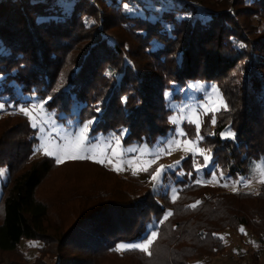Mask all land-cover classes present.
I'll return each mask as SVG.
<instances>
[{"label": "trees", "instance_id": "trees-1", "mask_svg": "<svg viewBox=\"0 0 264 264\" xmlns=\"http://www.w3.org/2000/svg\"><path fill=\"white\" fill-rule=\"evenodd\" d=\"M198 1L206 10L174 0H0V102L35 98L60 121H94L91 134L125 131L124 145L151 146L168 132L165 94L180 101L190 82L214 84L227 110L202 117L200 146L225 175L243 178L264 159V0ZM86 19L93 23L86 25ZM191 127L183 125L194 139ZM228 129L234 136L221 139ZM36 144L26 116L0 117V168L7 167L0 192V264H27L23 240L39 245L31 264H44L45 258L93 264V255L191 264L222 255L226 246L219 235L225 231L241 239L247 232L255 246L251 264H260L264 187L255 195H217L192 183L194 165L184 163L172 201L136 176L120 177L87 159H33ZM70 165L91 166L113 179L116 195L94 197L92 188L75 198L82 204L59 208L64 213L58 214L38 191L55 169ZM199 191L207 199L188 209ZM101 195L107 201L89 206ZM166 212L172 215L161 222ZM151 226L157 239L167 230L164 255L155 246L150 256L116 250L142 242Z\"/></svg>", "mask_w": 264, "mask_h": 264}, {"label": "rangeland", "instance_id": "rangeland-1", "mask_svg": "<svg viewBox=\"0 0 264 264\" xmlns=\"http://www.w3.org/2000/svg\"><path fill=\"white\" fill-rule=\"evenodd\" d=\"M88 1L92 4L94 3V0H88ZM174 1L177 3L178 2L182 3L183 1L185 2V4L187 3L191 4V6L193 7L194 6L196 7V4L198 6L201 5L198 0H181V1L174 0ZM149 3L151 4V2ZM139 14L142 15V12L139 11ZM180 94H181L180 101H173L171 100V96L169 94H165L166 99L168 101L167 108L171 111V114H169L167 116V119H165L167 122L166 121L164 122V124H166L168 128V132L166 137L158 138L156 142L151 146L147 145L146 143H134V144L124 145L123 138L125 136V131H121L118 133L110 132L107 134H103V133L91 134V131L89 133L91 142L100 141L101 143H103L115 136L121 138V145L124 149H129V148L143 149L153 154L159 152L160 154L158 158H156L155 162L151 164L149 171L147 172L138 171L136 175H133L132 170H124L117 172V171H113L110 165L105 166L99 163L98 165H101L103 168L109 171L115 172L120 177L136 176L137 179L143 182L144 186L150 187L155 195L159 196L167 193L170 200L172 201H175L178 198V193H177L178 186L175 185V182L181 177L182 172H180V170H182L181 168H183L182 166L184 165V163L188 164V166L194 165V180L191 182L196 183V181H200V183L197 184L206 186L205 188L209 189L208 190L209 192L213 191L217 195L257 194L258 191L264 187V183L260 182L261 179H264V159L261 162L255 163L252 166H250L249 173L243 175L244 176L243 180L246 182L247 187H245L242 190V192L244 193H239L236 192L238 188L237 186L238 183H236V181L239 179L238 176H234L233 178H231L230 176L225 175L226 173L221 171V166H217L216 162H214V158H212L211 155H210L211 163L208 165V167H202L201 171L196 170L197 167H200L204 164L203 156H201L199 153L194 154L192 151H187L186 149L189 146L183 143L184 137L178 138L180 140V143L176 145H172L171 151L169 153L168 142L176 137V133L178 130H181L183 131V133H185L184 131L185 129L183 128V125L185 123L193 125V127H191L189 130L191 134L194 133V131L196 130V125L194 123H189L187 119H181L182 116L183 117L191 116L193 119L197 120V122L201 126L202 117H204L205 114L215 115L220 112H225L227 110L226 102L222 97L221 93L219 92L217 86L214 84H208L201 81L190 82L184 89L180 91ZM26 100L29 101L19 104H14L11 101L0 102L4 104L3 110H0V117L7 116L14 112L23 114L22 112L19 111L20 108H28L30 111L36 112L39 111V108L33 109L32 106L33 105L39 106L43 104L37 101L35 98H30V99L28 98ZM181 108L183 109V113H181L180 111ZM43 112H44V121L41 123V126L45 128L46 132L48 130H51L53 134H57L56 130H58L59 133H71V132H75L77 129L81 128L84 125V124L82 125L78 124L77 120L74 118H66L63 121H60L57 118V114L47 112L44 106H43ZM75 113L76 110L74 109L72 111V114ZM194 113L195 115H193ZM26 117L31 126V121L29 117L28 116ZM59 117H61V115H59ZM173 118L176 119V123L172 122ZM33 129L36 130V138H37V144L34 147L35 149L37 145L41 143V139L38 135V129L36 128ZM229 131L230 130L228 129L227 131H224L222 133L227 134ZM217 134L218 133L214 132V136H217ZM220 137L221 139H227L231 136L225 135L222 137L220 135ZM187 138L189 140L196 139V138L192 139L190 137ZM44 143L46 147L51 148V145H49L47 142V138L44 139ZM198 147L206 150L204 145L200 146V141L198 142ZM34 149L32 154L33 159L44 155L43 149H41L38 152H34ZM103 151H104L103 147H100L99 149H97L96 154L99 156L100 154L103 153ZM205 154L208 155L209 153L205 151ZM108 155L111 156L110 149ZM47 157L52 158L54 161H56L54 155ZM133 157H137L136 160H133V167H135L137 163H139L141 166H144L147 163H149V159H150L148 156L139 155L137 152H128V151L125 152L126 161L127 159ZM70 160L72 159H67V158L64 159V161H70ZM87 160L93 161L91 159H87ZM161 166H164V172L159 177L158 181L156 182V186L154 187L153 182L151 181V176ZM0 169L4 170L3 174L0 175V192H1V186L5 182L7 176V167L3 166ZM175 170L177 172H174ZM214 171L216 173L215 179L212 178V173ZM172 172L175 173V177H172L171 174ZM221 173L223 174L224 179H220ZM115 185L116 183L113 182V179L103 176L100 172H98L96 169H94L91 166L70 165L67 168L55 169L41 185L38 191V195L41 199L48 201L52 209L55 210L57 209L58 214L63 215L62 214L63 211H60L59 208L74 209L76 205L82 204L84 202L83 200H79V202H74V200L75 198L81 197L84 194H86L85 195L86 197L87 193H90L88 192L89 189L93 188L92 191L96 192L94 193L95 194L94 197L100 196V194L104 192L111 193L112 195H116L115 194L116 192L114 191ZM234 188L235 190H233ZM117 194H119V192H117ZM108 195L113 198H117V196H112L110 194ZM101 196L104 197L103 195ZM193 198H197V199H195L194 203H189L186 205L188 209L192 208L189 206L196 204L197 201L202 203L205 199H207V197L203 193H201V191L194 194ZM110 199L111 198H109V200ZM105 201H107L106 196L99 201H96L95 198L94 200H90L91 204H89V206H92V204H99ZM167 213L168 212H166L165 216L167 215ZM164 217H162L161 221L163 220ZM169 228L171 231L175 230V227L173 226ZM153 231H155V229H153L151 226L149 228L148 235H150V233ZM166 231L167 230H165L164 233L163 232L161 233L164 235H161L160 239H157L158 235L156 236L153 244L149 247L148 252H145L147 256H150L153 253L154 246L158 250L157 255L158 254H160V256L164 255L165 252L164 246L167 243ZM238 234L239 233H234L231 231H225L224 233L220 234L219 236L223 237L222 240L226 246L225 252L216 258L213 259L206 258L199 261H194L191 264H251L250 256L254 252L255 246L250 243L247 232H245L243 239H241ZM30 245H34V246H30ZM38 246L39 245L36 243H30L24 240L21 242L20 252L23 254V258L24 260H26L27 264H31L33 260L36 258ZM256 247L261 248V252L259 254L260 264H264V240L262 244L256 245ZM124 251L126 250H121L118 252L122 253ZM0 258L3 259L4 257L3 258L0 257ZM90 260H92L91 262H93V264H136V261L133 260V258L131 257H127L125 259L120 260L119 258H116L113 255H104V256L93 255L89 258V261ZM19 262L25 264L22 262V260H19ZM44 262H45L44 264H54L52 259L45 258ZM156 263H157V259H154L145 264H156Z\"/></svg>", "mask_w": 264, "mask_h": 264}, {"label": "snow or ice", "instance_id": "snow-or-ice-1", "mask_svg": "<svg viewBox=\"0 0 264 264\" xmlns=\"http://www.w3.org/2000/svg\"><path fill=\"white\" fill-rule=\"evenodd\" d=\"M127 8V5H125ZM93 23L92 21L85 20L86 25H90ZM46 103V101L44 102ZM4 104L0 103V110H3ZM33 109L39 108V111L32 112L28 108H20L19 111L22 112L24 115L28 116L31 121V126L33 128L38 129V135L41 139V143L37 145V147L34 149V152H38L41 149H43V154L46 156H55L57 163H62L65 158L72 159V160H81V159H91L96 163L105 165V166H111L113 171H124V170H132L133 175H136L138 171H149L151 164L155 162V159L158 158L159 152L153 154L150 152H147L143 149H124L121 145V138L120 137H113L109 139L108 141H105L101 143L100 141L91 142V138L89 136V133L91 131V125L94 123V121L86 122L81 128L77 129L75 132L71 133H59L58 130H56L57 134H53L51 130H48L46 132L45 128L41 126V123L44 121V112H43V104L37 106L33 105ZM99 111V109H97ZM181 113H183V109H180ZM195 115V113L193 114ZM181 119H187L189 123H194L196 125V139L189 140L186 137V134L183 133V131L178 130L176 133V137L173 138L171 141L168 142V151L170 153L171 146L176 145L180 143L179 137H184L183 143L185 145H188L189 147L186 149L187 151H192L194 154L199 153L201 156H203L204 164L200 167H197V171H201L202 167H208V165L211 163V157H210V150L209 154L206 155L204 149H201L198 147V142L202 140L203 138L199 135L200 132V124L197 122V120L193 119L191 116L189 117H181ZM173 123H176V119H172ZM215 123V120L212 121ZM234 136L230 131L225 134L221 133V136ZM47 138V142L49 145H51V148L46 147L44 143V139ZM100 147H103L104 151L99 156L96 154L97 149ZM109 149L111 150V156L108 155ZM137 152L139 155L142 156H148L149 163H147L144 166H141L139 163L136 164L135 167H133V160H136L137 157H133L130 159L125 160V152ZM163 151V150H161ZM179 163V162H177ZM127 165V166H126ZM171 167V166H169ZM2 169H0V175L3 174ZM164 172V166H161L154 172L151 176V181L153 182V186H156V182L158 181L159 177ZM212 178H216L215 171L212 173ZM220 179H224L223 174L221 173ZM261 183H264V179L260 180ZM196 183H200V181H196ZM236 183H244L243 178H239ZM227 186V185H225ZM235 190V188L233 189ZM200 202L197 201L196 204H199ZM196 204L190 205L189 207L195 208ZM172 213L168 212L167 215L163 218V220H167L168 216H171ZM163 220L161 222H163ZM241 232L244 231L243 228L240 229ZM215 235V234H214ZM157 236V232L153 231L150 233V235L146 236L145 239L140 243H128V244H119L117 245L116 250H128V249H139L144 252H148L149 247L153 244L155 238ZM220 239H223L221 236ZM34 246V245H30Z\"/></svg>", "mask_w": 264, "mask_h": 264}, {"label": "built area", "instance_id": "built-area-1", "mask_svg": "<svg viewBox=\"0 0 264 264\" xmlns=\"http://www.w3.org/2000/svg\"><path fill=\"white\" fill-rule=\"evenodd\" d=\"M197 5V4H196ZM198 6V5H197ZM199 7V11H203V8L202 7H200V6H198ZM236 176H238V178H242V177H240V174H236ZM237 186H238V188H237V190H236V192H239V193H244V192H242V190L245 188V187H247V184H246V182L244 181V183H238L237 184Z\"/></svg>", "mask_w": 264, "mask_h": 264}]
</instances>
